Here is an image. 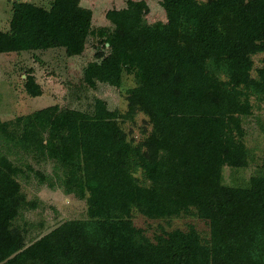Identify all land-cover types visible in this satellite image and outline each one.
I'll return each instance as SVG.
<instances>
[{"label":"trees","instance_id":"trees-1","mask_svg":"<svg viewBox=\"0 0 264 264\" xmlns=\"http://www.w3.org/2000/svg\"><path fill=\"white\" fill-rule=\"evenodd\" d=\"M124 1L106 12L111 27L98 29L80 0H53L49 9L11 3L0 54L62 49L75 58L92 36L94 59L82 82L120 88L127 74L136 85L126 91L124 114L96 98L91 112L52 105L0 119V140L59 165L64 191L86 205V219L26 246L13 223L35 205L17 180L24 170L0 154V264H264V160L244 187L222 176L224 167L248 166L243 120L253 115L252 100L264 105V59L251 76L253 56L264 54V0H158L166 20L153 24L143 19L145 0ZM24 89L43 94L33 73ZM138 113L151 129L135 140L119 121ZM133 212L148 220L196 217L209 237L191 227L149 239Z\"/></svg>","mask_w":264,"mask_h":264},{"label":"rangeland","instance_id":"rangeland-1","mask_svg":"<svg viewBox=\"0 0 264 264\" xmlns=\"http://www.w3.org/2000/svg\"><path fill=\"white\" fill-rule=\"evenodd\" d=\"M53 0H0V31H7L11 18L12 2H28L36 6L49 9ZM148 7L144 21L147 24L165 22V13L158 0H145ZM204 1V0H200ZM79 6L92 13V28L111 27L105 19V14L111 9L124 8V0H80ZM96 38L90 36L85 50L79 57L68 58L62 49H51L43 52L8 53L0 54V119L13 120L17 117H26L34 111L57 105L61 111L76 109L91 112L94 99H102L109 110H116L124 114L127 110L126 91L133 88L136 83L131 75L124 74L120 88H114L97 83L89 88L82 82L84 67L93 61ZM253 71L261 66L264 54L253 56ZM33 73L36 82L42 89L39 97H30L24 89L26 74ZM217 76L225 79L223 73L215 72ZM254 105L253 115L244 118V143L249 150V164L244 169L222 170L223 182L230 186H246L248 179L262 172L261 165L264 160V105L258 109ZM121 128L138 140L143 131L148 132L151 126L147 117L138 113L133 121H119ZM21 128L17 131L19 136ZM0 154L5 155L15 165L20 166L24 173L17 180L27 201L34 203L35 208H22L13 227L20 229L25 237V245L29 246L41 237L52 231L62 223L86 219V205L73 195H68L63 189V171L53 161H38L23 152L10 149L0 140ZM30 168V169H29ZM32 169V170H31ZM36 173L46 177L41 182ZM49 183L52 186L48 185ZM131 220L135 227L141 229L149 239L164 231L174 229L187 231L194 228L203 239L209 237L208 224L196 217L186 216L167 220H148L133 212Z\"/></svg>","mask_w":264,"mask_h":264}]
</instances>
